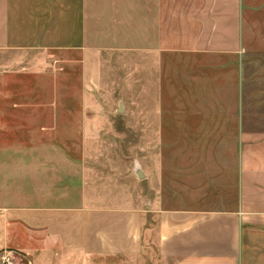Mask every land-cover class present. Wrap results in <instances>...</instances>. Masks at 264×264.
Wrapping results in <instances>:
<instances>
[{
  "label": "crops",
  "instance_id": "1",
  "mask_svg": "<svg viewBox=\"0 0 264 264\" xmlns=\"http://www.w3.org/2000/svg\"><path fill=\"white\" fill-rule=\"evenodd\" d=\"M260 14L264 0H0V52L82 53L84 66L105 50L155 68L187 58L199 74L180 78L200 101L138 110L134 175L109 155L105 173L84 153L0 154V253L16 264H264V76L220 75L264 50Z\"/></svg>",
  "mask_w": 264,
  "mask_h": 264
},
{
  "label": "rangeland",
  "instance_id": "2",
  "mask_svg": "<svg viewBox=\"0 0 264 264\" xmlns=\"http://www.w3.org/2000/svg\"><path fill=\"white\" fill-rule=\"evenodd\" d=\"M257 20L255 32L260 35L264 14ZM254 54L259 56L242 58L238 67L228 59L225 69L235 70L233 74L220 73L216 63H208L207 72L235 78L239 68L240 77L264 76V50ZM89 58L90 66H84L82 53L0 52V154L84 153L95 156L96 167L105 173L109 155L116 165L129 166V174L134 175L136 143L142 135L137 130L138 110L150 109L155 102L174 109L200 105L195 93L188 91L190 83L180 78L199 74L190 59L177 57L170 67L155 68L150 56L135 52L97 51ZM158 79L164 80L160 88ZM159 93L161 100H154ZM86 123L93 125L88 128ZM144 134L151 138L150 131ZM85 139L95 146L83 147Z\"/></svg>",
  "mask_w": 264,
  "mask_h": 264
},
{
  "label": "built area",
  "instance_id": "3",
  "mask_svg": "<svg viewBox=\"0 0 264 264\" xmlns=\"http://www.w3.org/2000/svg\"><path fill=\"white\" fill-rule=\"evenodd\" d=\"M0 264H16L14 253L3 251L0 253Z\"/></svg>",
  "mask_w": 264,
  "mask_h": 264
}]
</instances>
